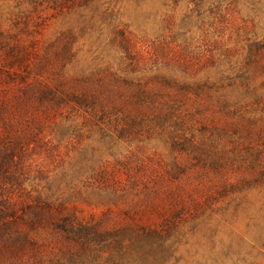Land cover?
Here are the masks:
<instances>
[{
	"label": "rangeland",
	"instance_id": "1",
	"mask_svg": "<svg viewBox=\"0 0 264 264\" xmlns=\"http://www.w3.org/2000/svg\"><path fill=\"white\" fill-rule=\"evenodd\" d=\"M43 1L0 0V96L57 79L97 103L49 117L32 108L37 144L11 201L162 233L137 253L106 236L79 264H264V0ZM21 227L42 248L5 264H68L81 249L51 223Z\"/></svg>",
	"mask_w": 264,
	"mask_h": 264
},
{
	"label": "trees",
	"instance_id": "2",
	"mask_svg": "<svg viewBox=\"0 0 264 264\" xmlns=\"http://www.w3.org/2000/svg\"><path fill=\"white\" fill-rule=\"evenodd\" d=\"M28 1L35 7L44 2L43 0ZM50 2L52 3L51 0ZM67 41L63 50L65 56L71 53L72 41L71 39ZM37 71L36 74L42 77V70L37 69ZM29 73L33 74V71ZM2 74L0 69V79L3 78L4 74ZM12 77L11 75L8 79L13 81ZM22 80L25 83L27 79L22 78ZM205 86H209L211 89L214 87L209 83H205ZM96 103L97 97L91 95L86 89H79L78 86H66L62 80L57 79L48 82L41 79L39 90L29 89L19 98L0 96V125L3 129V133L0 134V146L3 150L0 153V264L6 263L4 258H7V254L17 253V251L25 252L29 248L36 250L33 252H38L42 248L34 241L29 232L22 229L23 223L34 230L39 226L51 223L54 230L66 234L67 240L77 243L81 249L77 250V248L71 247V250H68L70 252L68 264H79L74 259L85 257L86 250H90V255L93 254L95 249H90L91 243L106 236L116 237L113 240L116 249L121 247L137 253L139 249L147 247L150 239L162 234L148 232L145 229H141V233L139 229L131 226L107 230L98 225H84L77 222L73 216L54 215L51 213V205L43 202L41 198L30 199L29 201L23 199L17 203L11 201L9 195L14 192L13 190L23 191L21 190L22 177L18 161H21L27 154L30 145L37 144L38 134L34 127H39V125L30 118L29 112L32 108L35 105L39 106L44 110V116L49 117L53 112L62 113L69 109L94 111ZM222 103L223 110L227 112H230L231 106H236L227 99H223ZM176 112V107L170 106L167 112H160L154 116L156 120L161 121L168 116H174ZM21 129L29 132L19 133ZM7 186H10L11 189H8ZM62 208L63 206H60L59 211ZM27 209L31 211L35 219L25 220L24 215L27 213ZM21 211L24 215L21 214Z\"/></svg>",
	"mask_w": 264,
	"mask_h": 264
}]
</instances>
